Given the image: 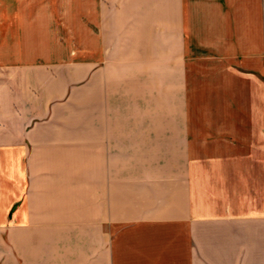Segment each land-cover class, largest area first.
Masks as SVG:
<instances>
[{"label":"crops","instance_id":"0c3cea01","mask_svg":"<svg viewBox=\"0 0 264 264\" xmlns=\"http://www.w3.org/2000/svg\"><path fill=\"white\" fill-rule=\"evenodd\" d=\"M0 264H264V0H0Z\"/></svg>","mask_w":264,"mask_h":264}]
</instances>
